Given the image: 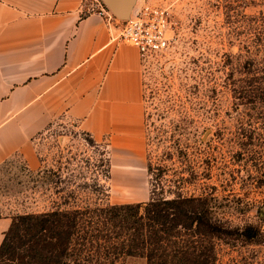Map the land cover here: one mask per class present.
Returning a JSON list of instances; mask_svg holds the SVG:
<instances>
[{"label": "rangeland", "instance_id": "obj_1", "mask_svg": "<svg viewBox=\"0 0 264 264\" xmlns=\"http://www.w3.org/2000/svg\"><path fill=\"white\" fill-rule=\"evenodd\" d=\"M144 5L168 13L169 46L141 59L139 148L112 152L54 121L35 139L38 168L19 156L0 167V218L47 211L71 193V204L93 208L146 203L154 187L167 198L204 197L215 187L222 201L216 217L262 235L257 244H219L222 263L264 264V188L253 147L241 146L243 132L264 138L245 116L264 91V0H137L133 9ZM119 264L146 262L127 257Z\"/></svg>", "mask_w": 264, "mask_h": 264}, {"label": "crops", "instance_id": "obj_2", "mask_svg": "<svg viewBox=\"0 0 264 264\" xmlns=\"http://www.w3.org/2000/svg\"><path fill=\"white\" fill-rule=\"evenodd\" d=\"M81 5L0 0V167L38 168L35 139L58 119L112 152L141 145V56ZM10 224L0 218V245Z\"/></svg>", "mask_w": 264, "mask_h": 264}, {"label": "trees", "instance_id": "obj_3", "mask_svg": "<svg viewBox=\"0 0 264 264\" xmlns=\"http://www.w3.org/2000/svg\"><path fill=\"white\" fill-rule=\"evenodd\" d=\"M257 100L245 116L258 130L264 129V91ZM242 139V147H253L255 175L264 188V138L246 131ZM147 171L152 172L150 163ZM155 190L146 203L93 208L71 204V193L47 211L18 216L4 234L0 264H119L127 257L146 264H237L222 263L219 244L233 249L259 243L255 226L233 227L216 217L222 201L215 187L204 197L174 192L167 198Z\"/></svg>", "mask_w": 264, "mask_h": 264}, {"label": "built area", "instance_id": "obj_4", "mask_svg": "<svg viewBox=\"0 0 264 264\" xmlns=\"http://www.w3.org/2000/svg\"><path fill=\"white\" fill-rule=\"evenodd\" d=\"M81 8L86 14L102 18L118 32V40L134 47L141 59L160 54L169 46L168 13L160 7L133 9L126 21H118L101 0H82Z\"/></svg>", "mask_w": 264, "mask_h": 264}, {"label": "water", "instance_id": "obj_5", "mask_svg": "<svg viewBox=\"0 0 264 264\" xmlns=\"http://www.w3.org/2000/svg\"><path fill=\"white\" fill-rule=\"evenodd\" d=\"M118 21H126L137 0H101Z\"/></svg>", "mask_w": 264, "mask_h": 264}]
</instances>
